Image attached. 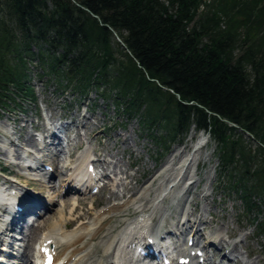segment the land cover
<instances>
[{
    "label": "trees",
    "instance_id": "obj_1",
    "mask_svg": "<svg viewBox=\"0 0 264 264\" xmlns=\"http://www.w3.org/2000/svg\"><path fill=\"white\" fill-rule=\"evenodd\" d=\"M28 64L95 89L165 149L207 134L264 237V0H0L1 101Z\"/></svg>",
    "mask_w": 264,
    "mask_h": 264
},
{
    "label": "bare ground",
    "instance_id": "obj_2",
    "mask_svg": "<svg viewBox=\"0 0 264 264\" xmlns=\"http://www.w3.org/2000/svg\"><path fill=\"white\" fill-rule=\"evenodd\" d=\"M80 118L81 116H79V120ZM49 119H51V117H49ZM86 119V115H83L81 118V128L84 130L80 135L84 140H87L88 134ZM30 122L33 123L34 121L30 120ZM0 125H6L9 127V125L11 126L12 124H8L6 121L1 120ZM23 141L27 147L34 145V139L31 136L25 137ZM77 142L78 141H76V138L74 137L72 139V144L75 145ZM86 143L90 150L89 142L86 141ZM128 143V139L124 138L122 142L124 148H118L115 155H107L109 157L108 159L114 162V169H111L110 174H113L114 176L118 175L120 176V179L118 182H115L113 186H107L104 188L106 195L101 197L104 202L94 203L90 211L80 215L83 217L88 216L89 218H87V220L81 221L75 228H69L72 222H68L70 220L68 217H70V212L73 211L78 204L77 202H72L73 204L71 206L74 209L69 210L68 213H66L64 209L70 206L69 197L62 198L63 200H61V202L57 201L62 209L60 212H57L58 217L55 221H51V217L49 216L51 210L50 207L38 208L36 213L41 219V222L36 227L31 226L29 229L25 250L22 253L23 264H29L32 255H30V253L33 252L31 242H35L37 231L40 228H42V230L40 231L36 242L39 241L40 244H43L47 240H52L57 249L56 259L64 260V264H133L132 260L134 259V255L128 249L129 242H132L134 239L141 237L147 232L153 233L155 228L161 230L163 222L167 217L172 215L170 206H162L161 203L166 195L174 192L173 188L175 186H177L176 190H180L179 192L181 194L179 196L184 197L183 203H181L182 199L180 198V202L177 206H185L186 204H189L191 209V212H188L185 217V224L192 229V233L196 238L204 235L203 232H205L206 226L212 225V222L205 219L204 214L207 215L211 212L206 208L207 205H204L202 207L203 213L201 214V217L190 219L193 214L192 204L194 203L188 202V198L191 194L197 198L200 197L203 202L213 196L211 184H206L200 193L193 192L194 189H198L199 183L198 180L194 179V170L201 162L199 154L196 153L199 149L195 150L193 155L191 152H184L185 147L173 151L171 156L165 161L164 165L142 183L139 182V180L144 175L150 174L155 166L144 168L138 177L136 176L138 170L135 174L129 173L130 160L124 165L121 158L118 157L119 153L123 154L125 151L129 150L130 146L125 145ZM200 146L201 145H199V147ZM5 153L6 152L0 147V155L3 158ZM87 160L88 156L85 154L80 155L75 160L72 171L70 164H66L61 168L54 167L52 176L58 174L57 176L60 180V186H58V188L54 184L56 180L53 182L48 181L45 176L47 172L43 175H38V177L43 180L41 183L43 184L42 186L47 188V197L50 200H54L55 196L60 195L61 188L68 184L70 180L73 181V177L85 178L87 174L82 166ZM113 162L102 160L97 161L96 163H98L100 167L107 166V168H109ZM63 167L71 171L69 176H67L66 171L62 170ZM116 170L119 172L117 173ZM161 170L163 171L161 172ZM207 180L209 181L210 177H207ZM179 182H182L181 186L178 185ZM14 189L18 190L19 185L15 184ZM71 194H74V192H66L63 196H69ZM125 194L131 195L123 200L119 199ZM0 197H2L1 193ZM113 200L118 201L113 202ZM53 204H55V202H53ZM101 204L103 205L100 206ZM172 204L173 202H171V205ZM29 209H32V206L25 208V211ZM129 213L133 215L132 218L128 217ZM156 219H158V222L156 225H153V220ZM111 223L113 226H110ZM211 233L215 238L214 241H209L216 244L213 246L220 249L219 252L222 253V250L229 247V245H232L227 254L233 256L234 259L239 258L240 261L245 259L243 254L237 249V244L241 243L242 240L235 244L227 242L224 237V235L227 234V227L225 225L215 228ZM176 248L178 249L179 247L177 246ZM201 250L208 252L207 247H204ZM227 254H223V258H226ZM209 256L210 255L208 254L206 258L207 261H210ZM243 264H259V261H244Z\"/></svg>",
    "mask_w": 264,
    "mask_h": 264
},
{
    "label": "rangeland",
    "instance_id": "obj_3",
    "mask_svg": "<svg viewBox=\"0 0 264 264\" xmlns=\"http://www.w3.org/2000/svg\"><path fill=\"white\" fill-rule=\"evenodd\" d=\"M35 51V48H34ZM31 76L37 74L39 69L37 67L30 68ZM29 74V73H28ZM36 80V79H34ZM34 85L37 86V91L45 90L43 97L46 101L53 105L52 107L53 113H59L57 111L58 106L65 105L67 107H71L68 116H71L72 113L77 114L76 110H79V106L82 107V114L86 115L87 119L90 122H87V126L89 128L92 127L90 131V141L92 144V148L95 152H100L101 158L104 154L115 155L118 148H124L122 144L124 138L128 139V144L126 146H130L129 151L125 153H119L118 157L121 158L122 163L126 165L130 160V168L128 170L129 173L135 174L136 176H140V173L144 170V168H149L150 166H155V170L157 171L167 160V158L173 153L175 150H179L180 148H184V152H191L193 155L194 151L197 150L196 153L199 154L201 158L200 165L197 168L195 180H198L199 189L193 190V192L200 193L204 186L207 184H211L212 190V198H209L204 203H208L207 209L212 213H217L218 216L214 217L216 227L225 225L227 227V232L229 235H232L233 238H227L228 242H239L241 243L237 245L238 251L243 254L247 261L257 260L260 264H264V243L261 239H256L254 229L249 225L250 221L253 219V215H249L246 217L243 213L242 205L232 193H228L225 190V183L218 175V160L216 156V150L214 149L213 144L209 141L208 137L205 140L201 141L200 135H196L195 132L189 134L188 136L182 139V142L169 147L168 153H164V150L160 149L156 146V144L149 139L146 135L145 130L140 127V123L138 118H129L126 115H121L116 113L114 104L109 99H102L98 95V91L91 90L88 94L87 98H80L77 95H73L70 89H67L64 92V97L62 101L60 98H57L52 94V91L56 89V84L54 81H50L49 86H40V82H35ZM46 102V103H47ZM70 103V106L68 104ZM30 112H28V115ZM5 116V115H4ZM21 117V116H20ZM27 117V116H26ZM94 124V125H93ZM143 131H142V130ZM158 132H155L157 134ZM151 135V134H150ZM128 136V137H127ZM178 139V138H177ZM201 142V143H200ZM199 145H203L200 146ZM132 152V153H130ZM130 153V154H129ZM129 158V159H128ZM139 159V160H138ZM85 167V166H84ZM83 167V168H84ZM153 175V172L145 175L140 179V182H145L148 178ZM207 177H210V180H207ZM134 183V182H133ZM175 186L173 188V196L174 204H178L180 202V198L183 203V196H179V189L176 190ZM205 193V192H204ZM106 195V192L101 191L99 194L87 197V196H79L76 198H70V206L66 207L64 210L68 213L69 210H73L74 208L71 206L72 202H81L77 204L75 209L70 212V220L68 222H72L69 228H75L79 222L87 220V217L80 216L81 214L90 211L91 206L96 202H104L101 199L102 196ZM171 196V195H170ZM170 196H166V198L162 201V204H168L170 201ZM200 198V197H199ZM195 199L193 206V212L197 215L202 214V207L205 205L200 199L194 198L191 195L188 200L191 201ZM101 204L100 206H102ZM172 206V210H173ZM62 207H58L56 205L55 209L49 212V216L51 217V221H55L58 217L57 212H60ZM184 210H188V205L184 208ZM131 213L129 214V218L131 217ZM208 215L204 214L206 218ZM261 218V217H260ZM259 218V219H260ZM210 219V218H209ZM214 222V221H212ZM110 226H113L111 223ZM42 228L37 231V234ZM208 232L212 230V226L207 227ZM116 230V229H115ZM37 239V238H36ZM233 244V243H232ZM212 250V249H211ZM249 251L250 253L249 255ZM252 257V258H251Z\"/></svg>",
    "mask_w": 264,
    "mask_h": 264
},
{
    "label": "water",
    "instance_id": "obj_4",
    "mask_svg": "<svg viewBox=\"0 0 264 264\" xmlns=\"http://www.w3.org/2000/svg\"><path fill=\"white\" fill-rule=\"evenodd\" d=\"M118 41H119V39H118ZM120 42V41H119Z\"/></svg>",
    "mask_w": 264,
    "mask_h": 264
}]
</instances>
